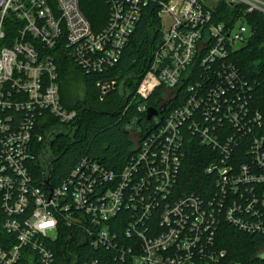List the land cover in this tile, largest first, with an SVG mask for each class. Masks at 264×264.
Wrapping results in <instances>:
<instances>
[{
  "label": "built area",
  "instance_id": "obj_1",
  "mask_svg": "<svg viewBox=\"0 0 264 264\" xmlns=\"http://www.w3.org/2000/svg\"><path fill=\"white\" fill-rule=\"evenodd\" d=\"M106 1L110 17L96 32L79 0H0V264H63L50 247L61 224L81 227L94 246H115L111 219L123 206L134 210L126 233L138 238V247L120 254L131 264H220L226 255L216 246L222 216L264 233V138L254 135L264 114L251 108L255 83L232 58L251 40L247 15L264 14V0ZM151 2L159 4L162 38L137 87L145 100L139 109H160L186 84L183 101L144 136L133 135L136 152L120 170L84 160L86 168L73 170L62 185H39L33 168L46 163L40 143L77 117L62 101L56 58L67 53L82 70L107 71ZM222 2L228 13L220 10ZM197 66L198 81L189 83ZM96 85L104 97L116 81ZM160 87L153 99L159 106L146 103ZM183 128L186 140L214 149L206 172L217 192L207 198L173 195ZM246 141L247 156L237 161L235 148ZM158 210L153 231L146 221Z\"/></svg>",
  "mask_w": 264,
  "mask_h": 264
},
{
  "label": "trees",
  "instance_id": "obj_2",
  "mask_svg": "<svg viewBox=\"0 0 264 264\" xmlns=\"http://www.w3.org/2000/svg\"><path fill=\"white\" fill-rule=\"evenodd\" d=\"M79 1L81 10L93 30L101 31L110 17L109 3L106 0ZM158 8L157 2L142 6L140 18L119 61L105 72L82 70L67 53L56 58L62 101L68 108L76 109L77 117L69 125V132L57 133L50 141L40 143V148L49 146L52 156L50 160H46L44 168L36 164L33 168V176L39 185L42 180H48L53 187L62 185L72 177L73 170L78 167L83 170L86 168L84 160L88 166L97 162L106 168L120 170L136 152V140L133 135L144 136L151 130L155 121L163 122L168 112L183 101L187 92L186 84L178 89L176 96L165 105L160 116L153 117V123L144 122L145 111L139 109L145 100L137 95V87L150 64L153 50L162 38ZM220 8L226 13L231 10L223 2ZM247 23L254 32L253 36L232 58L243 75L251 83H255L251 93V108L264 114V14H248ZM200 70L197 66L188 80L189 83L198 81ZM71 73L78 74L84 85L83 97L75 100H68L66 96ZM105 79H114L116 85L101 97L96 84ZM160 92L161 87L154 91L146 103L158 107L159 102H154L153 99L156 100ZM53 122L55 123V120ZM224 124L226 125L225 122ZM182 131L185 143L173 195L182 197L195 194L207 198L216 194L215 180L206 172V166L210 162L208 156L214 153V149L196 139L186 140L187 129L183 128ZM254 135L264 138V115L261 126L254 128ZM248 145L246 141L239 148H235L237 161L247 156ZM220 152V149L216 150V153ZM133 213L134 210L130 206H123L111 219V230L116 234L115 246H94L81 227L61 224L58 238L50 243V247L63 264H89L94 260H97L98 264H131L129 257L121 258L120 254L122 249L125 251L129 246L138 247L137 235L131 233V236H128L126 233L133 220ZM159 214V210L154 211L153 216L146 221L153 231L158 226ZM221 218L216 230V246L225 250L226 255L220 264H234L236 261L241 264H264V254L259 253L264 247V233L248 232L225 220L223 216Z\"/></svg>",
  "mask_w": 264,
  "mask_h": 264
},
{
  "label": "rangeland",
  "instance_id": "obj_3",
  "mask_svg": "<svg viewBox=\"0 0 264 264\" xmlns=\"http://www.w3.org/2000/svg\"><path fill=\"white\" fill-rule=\"evenodd\" d=\"M79 74V72H78ZM76 73H71L70 77L68 78V90L66 92V96L68 100H75L76 98L83 97L84 93V85L81 83L80 78ZM55 134L57 133H67L69 132V125L67 124H59L53 130ZM52 154L49 146H46L44 159L50 160ZM46 166V163H45Z\"/></svg>",
  "mask_w": 264,
  "mask_h": 264
},
{
  "label": "water",
  "instance_id": "obj_4",
  "mask_svg": "<svg viewBox=\"0 0 264 264\" xmlns=\"http://www.w3.org/2000/svg\"><path fill=\"white\" fill-rule=\"evenodd\" d=\"M164 107H165V106H162L160 109H155V108H153V107L148 108V109H147V112H146V117L144 118V120H145V121H149V120H151L153 116L157 115V114L160 113V112H163L164 109H165ZM157 125H158V122L155 121L153 127H156ZM44 186H45L46 188H50V186H49L47 180L44 181Z\"/></svg>",
  "mask_w": 264,
  "mask_h": 264
},
{
  "label": "flooded vegetation",
  "instance_id": "obj_5",
  "mask_svg": "<svg viewBox=\"0 0 264 264\" xmlns=\"http://www.w3.org/2000/svg\"><path fill=\"white\" fill-rule=\"evenodd\" d=\"M141 121V120H140ZM140 121H138V122H140ZM144 122H145V120H144Z\"/></svg>",
  "mask_w": 264,
  "mask_h": 264
}]
</instances>
